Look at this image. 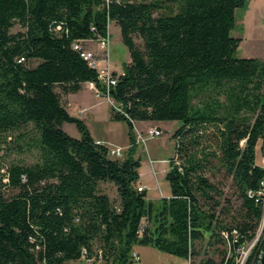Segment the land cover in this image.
<instances>
[{"label": "trees", "instance_id": "trees-1", "mask_svg": "<svg viewBox=\"0 0 264 264\" xmlns=\"http://www.w3.org/2000/svg\"><path fill=\"white\" fill-rule=\"evenodd\" d=\"M245 1L0 0V264H73L83 249L87 257L101 251L103 264H133L137 246L190 260L204 240L229 243L233 256L200 264H235V249L262 229L245 264L258 259L264 60L237 58L241 40L230 35ZM108 20L130 58L108 92L121 110L111 106L113 119L129 129L121 159L94 141L55 90L68 95L94 82L105 93L73 44L107 36ZM15 25L22 30L12 33ZM136 122L179 125L165 175L170 195L157 203L137 190ZM64 123L80 138L64 132ZM8 137L17 151L37 150L38 161L4 165ZM207 173L231 182L239 203L233 216L230 199ZM101 183L116 188V202L100 192Z\"/></svg>", "mask_w": 264, "mask_h": 264}, {"label": "rangeland", "instance_id": "rangeland-1", "mask_svg": "<svg viewBox=\"0 0 264 264\" xmlns=\"http://www.w3.org/2000/svg\"><path fill=\"white\" fill-rule=\"evenodd\" d=\"M22 29L15 25L11 32L15 33ZM109 63L116 70H123L126 64L129 53L127 47L122 43L120 30L113 23H110L109 28ZM108 35V32H107ZM231 37L239 38L240 44L236 51L237 58H254L258 60H264V0H246L243 7L239 8L235 12V26L230 33ZM109 36V35H108ZM138 45L141 44L139 39H136ZM88 50L95 53L99 50L95 41L87 43ZM36 61L29 64L30 67L36 65ZM56 92L60 95L62 103L66 106V97L59 87H56ZM83 91L77 95H72L73 100L79 101V108H86L85 112L75 113L79 116L87 129L102 143L110 148H121L123 150V156L125 157L127 148H124L126 144H129L128 126L126 122L122 120L113 119V111L111 105L105 100L104 97H96L93 91H89L85 86ZM223 100V98H220ZM78 117V118H79ZM161 127H157L162 134L158 137L146 138L144 142H136L134 145V158L140 160L139 172L141 175V182L137 186H145L146 199L157 203L161 198L168 197L170 195L169 183L165 179L166 172L169 168V160L173 157V141L172 134L178 128L176 122H160ZM137 130L145 135V129L138 128ZM155 128V127H153ZM62 129L69 136L73 138H80V133L75 125L70 123H64ZM134 128V135L135 134ZM33 135V133H32ZM7 142L2 154V162L4 165L10 163H20L24 165H32L38 161V152L34 148L24 149L20 152L13 148L14 144L7 138ZM262 142L259 141L256 148V164L264 169V156L261 152ZM210 182L215 184L219 190L223 192L225 198H229L232 204V212L230 216H233L235 208L238 206V201L234 196V189L231 187V182L222 178V175L216 174L211 176L207 175ZM99 190L101 193L106 194L113 202L118 200L116 188L111 183L99 184ZM222 220L229 221L230 218L222 217ZM262 236V229L257 233L254 240L245 244V249H249L254 246L259 237ZM253 244V245H252ZM251 245V246H250ZM251 248V249H250ZM139 254L140 260L138 262L133 261V264H200V262L206 259H212L217 263H220L222 257L229 258L233 256L231 248L227 243L215 240L210 244L207 240L202 242H196L194 251L195 255L190 260L176 257L150 246H137L133 252ZM101 260H95L93 262L77 261L73 264H96Z\"/></svg>", "mask_w": 264, "mask_h": 264}, {"label": "built area", "instance_id": "built-area-1", "mask_svg": "<svg viewBox=\"0 0 264 264\" xmlns=\"http://www.w3.org/2000/svg\"><path fill=\"white\" fill-rule=\"evenodd\" d=\"M103 2H104V4H106V6H108L109 0H103ZM109 25H110V20H108L107 28L109 27ZM85 42H88V41H85ZM96 42H97L99 49H100L99 54L93 53V52L85 49L83 47V45L81 44V42L74 43L73 49L79 52L80 57L84 61L87 62L88 66H90L91 68L96 70L98 81L106 89V91H105V93H102L101 89H99L97 87L96 83H94V82H88L87 83L88 87L93 90L96 97H98V98L104 97L105 100L116 111L120 112L121 111L120 108L111 100V98L108 95L109 88L115 86L116 81H117V76H113V72L111 70L110 63H109V53H108L109 36L107 35L105 37H101ZM135 134H136V137H135L136 142H144L146 140V138L161 136L162 132L156 128H149L148 130H146V132H145L146 136H144V137L138 131H136ZM109 154H110V156H112L114 158L121 159L123 156V150L120 148L109 149ZM144 189L145 188L142 186H138V188H137V190L139 192L143 191ZM256 194L258 196H261L263 199V202H264V179L260 182V188ZM248 195L252 196L253 193L248 192ZM143 228H144V220H142V222L139 226V229H138L139 236H141ZM221 236L226 241H228V237H229L228 233L222 232ZM227 244L230 247V244L229 243H227ZM244 246L245 245H241L235 249V251H234L235 264H245L246 263L248 256H249V249L248 248L245 249ZM131 256H132L133 261L138 262L140 260L139 255L135 252H132ZM260 256L261 255H259L258 259H253L251 264H259ZM101 258H102L101 251L95 252V254L92 257H87V251L85 249H83L81 252V260H84L86 262H93L95 260H101Z\"/></svg>", "mask_w": 264, "mask_h": 264}, {"label": "crops", "instance_id": "crops-1", "mask_svg": "<svg viewBox=\"0 0 264 264\" xmlns=\"http://www.w3.org/2000/svg\"><path fill=\"white\" fill-rule=\"evenodd\" d=\"M110 23H113L115 26H117L113 21H110ZM118 27V26H117ZM109 28H110V25H109V27H108V35H109V37H110V34H109ZM118 29H119V27H118ZM88 42H92V41H88ZM88 42H85V43H83V47L85 48V49H87L88 50V47H87V43ZM96 42V41H95ZM97 43V42H96ZM98 45V44H97ZM98 48H99V46H98ZM96 54H99L100 53V49L98 50V51H96L95 52ZM130 62V58L128 57V60H127V62H126V64L127 63H129ZM110 67H111V70H112V72L113 73H116L117 75H120V74H122V71L123 70H120V71H118V70H116L113 66H111L110 65ZM86 87L89 91H93L92 89H90L89 87H88V85H87V83H85V84H82V86H81V89L78 91V92H76V93H71V94H68L67 95V97H66V109H67V111H68V113L71 115V116H73V117H76V118H78L79 116H77L75 113H81V112H85V110H86V108L85 107H83L82 109H80L79 108V101L76 99H72V98H70V97H72V95H77V94H79L80 92H82L83 90V87ZM94 95H95V93H94ZM100 98V97H99ZM78 119H80V120H82L80 117L78 118ZM83 121V120H82ZM160 122H136L135 124H134V128H135V131H138L136 128H137V124L139 125L138 126V128H142V129H145V131L144 132H146V130H148L149 128H153V127H155L156 129H157V127H161L160 126V124H159ZM90 132V131H89ZM90 134H91V136H92V138L94 139V141L96 142V143H99V144H101V145H104L103 143H102V141L101 140H99L98 138H96L91 132H90ZM127 147H129V144H126L125 145V147L124 148H127ZM119 148V147H118ZM110 149V148H109ZM111 149H114V148H111ZM121 149V148H120ZM139 175H140V172H139ZM139 182H141V175H140V178H139ZM142 187H144L145 189H146V187L145 186H142ZM135 248H137V247H135ZM134 248V249H135ZM134 251V250H133ZM135 253H137L136 251H135ZM138 254V253H137ZM139 255V254H138ZM81 261H84V260H81ZM189 263V262H188ZM96 264H103V263H101V262H98V263H96Z\"/></svg>", "mask_w": 264, "mask_h": 264}, {"label": "water", "instance_id": "water-1", "mask_svg": "<svg viewBox=\"0 0 264 264\" xmlns=\"http://www.w3.org/2000/svg\"><path fill=\"white\" fill-rule=\"evenodd\" d=\"M259 264H264V250L261 253L260 259H259Z\"/></svg>", "mask_w": 264, "mask_h": 264}]
</instances>
